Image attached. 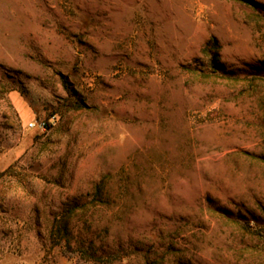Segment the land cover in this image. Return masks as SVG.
<instances>
[{"label": "rangeland", "instance_id": "1", "mask_svg": "<svg viewBox=\"0 0 264 264\" xmlns=\"http://www.w3.org/2000/svg\"><path fill=\"white\" fill-rule=\"evenodd\" d=\"M262 231L264 0H0V264H264Z\"/></svg>", "mask_w": 264, "mask_h": 264}, {"label": "trees", "instance_id": "2", "mask_svg": "<svg viewBox=\"0 0 264 264\" xmlns=\"http://www.w3.org/2000/svg\"><path fill=\"white\" fill-rule=\"evenodd\" d=\"M75 212L76 211L74 208L68 209L66 212L62 213V215L58 219H56V224L59 231L67 230L68 224ZM261 233V237L264 238V231H262Z\"/></svg>", "mask_w": 264, "mask_h": 264}, {"label": "built area", "instance_id": "3", "mask_svg": "<svg viewBox=\"0 0 264 264\" xmlns=\"http://www.w3.org/2000/svg\"><path fill=\"white\" fill-rule=\"evenodd\" d=\"M36 124H34V123H29V127H34ZM39 127H42L43 129H45V127H46V123H40L39 124Z\"/></svg>", "mask_w": 264, "mask_h": 264}]
</instances>
